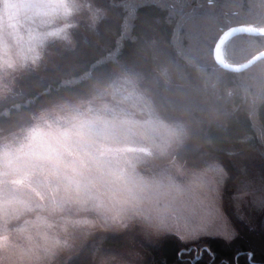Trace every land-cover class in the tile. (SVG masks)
Instances as JSON below:
<instances>
[{
    "label": "rangeland",
    "instance_id": "1",
    "mask_svg": "<svg viewBox=\"0 0 264 264\" xmlns=\"http://www.w3.org/2000/svg\"><path fill=\"white\" fill-rule=\"evenodd\" d=\"M133 4L140 3L0 0V103L58 65L67 75L72 50L86 39L95 45L98 27L101 33L115 23L111 12ZM117 65L88 94L41 104L0 130V264H66L98 233L125 244L99 252L92 264H148L139 244L154 246L168 234L189 244L182 249L187 261L191 251L200 256L204 238L246 240L237 226L254 231L264 221V168L239 163L229 184L215 156L179 158L193 150L186 146L190 118L164 117L153 98L155 75L148 81L140 69ZM160 66L168 85V68ZM259 75L242 87L258 81L264 92V69ZM211 97L202 116L214 122L218 89Z\"/></svg>",
    "mask_w": 264,
    "mask_h": 264
},
{
    "label": "trees",
    "instance_id": "2",
    "mask_svg": "<svg viewBox=\"0 0 264 264\" xmlns=\"http://www.w3.org/2000/svg\"><path fill=\"white\" fill-rule=\"evenodd\" d=\"M138 1L137 6L126 5L124 11L111 12L112 19L117 15L115 23L101 33L98 27L100 37L96 38L95 45L86 39L84 47L79 44L72 50L65 65L69 71L67 75L58 65L52 75L43 76L36 84L20 86L15 91L17 94L10 95L17 97L9 96L10 100L7 98L4 103L3 100L0 103V130L15 126L19 117L29 115L41 104L88 94L93 84L103 82L118 63H124L140 69L148 81L152 74L155 75L151 86L153 98L164 117L190 118L192 131L186 146L189 148L193 143L194 151L189 154L178 152L179 158L194 163L205 155L215 156L230 174L229 184L232 173L240 172L239 163L263 169L264 158L257 150L264 152L259 138L264 139V92L258 81H253L251 87L249 83L242 87V82L254 73L259 78L264 60L240 72L228 71L214 62L212 49L219 35L229 27L264 26V0ZM260 50H264V36L240 34L225 42L222 54L227 62L237 64ZM58 60L61 61V56ZM159 60L168 68V85L160 77ZM202 75L205 92L200 86ZM197 89L202 91L201 95ZM216 89L221 97L217 104L214 102L219 117L209 122L202 115L206 109L210 110L212 91ZM240 150L246 155L256 153L254 156L261 161L254 162L250 156L249 160L240 155ZM240 157H245V161ZM225 199L227 201L226 196ZM237 227L246 235V240L242 235L230 243L218 238H204L207 245L201 247L198 258L193 257L191 251L193 260L186 261L185 253H182L189 244H183L170 234L154 246L139 245L148 254V264H264V221H258L254 231L243 225ZM124 244L121 236L98 233L66 264H92L99 252ZM191 245L193 250L195 244ZM250 248L252 255L248 260Z\"/></svg>",
    "mask_w": 264,
    "mask_h": 264
},
{
    "label": "water",
    "instance_id": "3",
    "mask_svg": "<svg viewBox=\"0 0 264 264\" xmlns=\"http://www.w3.org/2000/svg\"><path fill=\"white\" fill-rule=\"evenodd\" d=\"M240 34H246L251 36H264V26L253 27L249 25H237L224 30L217 38L212 49L213 59L220 68L228 71L240 72L250 68L258 61L264 60V50H260L246 61L237 64L229 63L224 59L222 54V47L224 43L231 37Z\"/></svg>",
    "mask_w": 264,
    "mask_h": 264
}]
</instances>
